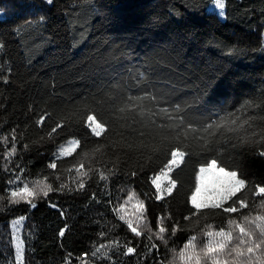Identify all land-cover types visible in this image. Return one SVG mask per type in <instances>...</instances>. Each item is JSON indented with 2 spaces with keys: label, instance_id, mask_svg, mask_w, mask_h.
Returning a JSON list of instances; mask_svg holds the SVG:
<instances>
[{
  "label": "trees",
  "instance_id": "1",
  "mask_svg": "<svg viewBox=\"0 0 264 264\" xmlns=\"http://www.w3.org/2000/svg\"><path fill=\"white\" fill-rule=\"evenodd\" d=\"M224 4L223 18L214 0H0V264H194L179 252L192 235L200 251L208 225L229 230L227 221L235 219L259 236L242 218L264 215V197L252 192L264 186V142L257 136L264 133V0ZM145 94L156 102L144 101V115L114 111L127 97ZM160 108L199 129L171 173L176 188L163 199L152 181L170 156L160 148L156 125L171 121L151 115ZM93 112L108 122L101 137L86 124ZM230 119L235 132L204 131ZM58 123L64 126L49 136ZM193 135L214 139L213 149ZM73 138L81 147L57 157ZM212 159L249 181L240 193L249 207L234 214L204 209L185 220L196 211L191 195L199 169ZM53 160L56 169L49 167ZM24 184H50L52 191L10 198ZM139 201L146 206L141 236L126 223L136 222ZM21 216L24 259L18 262L11 223ZM160 217L165 241L156 235ZM176 223L181 230L173 236ZM127 247L135 253L126 255Z\"/></svg>",
  "mask_w": 264,
  "mask_h": 264
},
{
  "label": "snow or ice",
  "instance_id": "2",
  "mask_svg": "<svg viewBox=\"0 0 264 264\" xmlns=\"http://www.w3.org/2000/svg\"><path fill=\"white\" fill-rule=\"evenodd\" d=\"M53 0H47V3L51 4ZM215 5L221 10L220 15L222 16L223 9L225 7L224 0H214ZM144 101L156 102V97L145 94L140 96H129L127 97V102L121 106L119 109L114 111L118 114L123 115L124 113H132L139 115L145 114L146 105ZM173 111L179 113L181 109L177 106ZM163 116L171 123H161L156 125V122L152 120L151 122L156 125L160 130L159 135V144L160 148H168L169 156L167 163L164 165V168L161 169L160 175L155 177L152 181L153 185L157 190V199H163L165 194L171 195L173 189L176 188V180L171 178V173L175 168L180 167L183 164L185 157L189 154L185 149L191 147V144L188 143L191 133H198L199 129L193 127L191 123H185V117H174L172 112L168 108H160L158 112H151V115ZM101 119L97 118V114L94 112L86 116L87 127L91 130V134L96 137H101L109 131L108 122H102ZM135 119V117H133ZM44 117L38 121L39 124H42ZM237 122L234 119L222 120L217 123L215 126L213 124H207L204 127L205 132H209L214 127L217 131L225 130L227 132H235L236 128L232 127ZM245 124L248 121L244 122ZM64 125L58 123L55 127L51 128L49 136H52L57 132V129L62 128ZM174 133V134H172ZM141 136L144 135L143 132L140 133ZM261 142H264V133L257 134ZM11 139L13 142L16 140V134L13 130L11 134ZM155 139V137H153ZM191 140L197 144H202L206 150H212L215 144V140H208L206 137L202 136H191ZM8 137L3 138V142L7 143ZM241 142H244V138H241ZM26 147V145H25ZM81 147V141L79 139H69L66 146H61L58 157L61 156H71L76 152L77 148ZM153 150L156 149L153 146ZM16 148L13 147L8 153V156L11 157L15 155ZM260 155L264 156V152H261ZM49 167L56 169L57 163L55 160L49 164ZM84 168V164L81 163L76 169L79 171ZM199 183L196 186L195 191L191 195V204L192 207L196 210L192 215L185 217V220H192L194 216H199L201 210L204 209H220L223 213L234 214L242 211L249 207V202L247 199L242 198L240 193L247 188L249 181L245 178H241L238 171L228 170V168L221 166L218 162V159H212L205 166L199 169ZM135 175V173H133ZM163 176H168L167 187H162L160 183V178ZM105 178V177H101ZM9 183H15V181H9ZM83 187L81 183L79 185ZM63 187V186H61ZM38 191L43 193L44 196L48 195L49 191H52L51 185H47L46 188L39 184L34 188H29L27 184H24L23 187H17L16 190H13L10 193V198L16 197H35L38 194ZM253 195L264 197V186L254 185L253 186ZM133 197L129 196L128 200H132ZM11 203L18 202L15 199H10ZM29 204L32 203L31 199L27 201ZM231 202V203H229ZM227 205V206H226ZM33 207L35 205H32ZM260 207L264 208V200L260 201ZM136 208L141 210L140 215L137 216L136 222L126 221L128 227L133 233L137 236L143 235L139 230L138 225L144 223L146 217L144 213L146 212V206L143 201H139L136 205ZM117 211H123V206ZM170 219V217H168ZM120 219H124L123 216ZM165 217H160V224L158 227V232L156 233L157 238L161 241H165V233L168 232V229L163 226V220ZM245 222L255 225V229L259 231V236L257 237L254 230L246 228L244 224H241L238 220L229 219L227 221L229 225V230H226L224 227H221L219 230H212V226L208 225L209 230L204 233L208 238L207 243L200 249L196 250L195 241L197 237L192 235L187 240L184 248L179 252L181 260L187 262H194V264H201L202 260L208 262V264H264V215L249 216L245 215L242 218ZM231 226H235V229L238 230V235L234 238L233 229ZM180 226L178 223L174 224L172 227L171 235H175L177 231H180ZM63 232L60 233L63 236ZM103 236L104 234L101 233ZM149 240L152 239L151 236L148 237ZM236 239L237 243L233 244V240ZM114 245H118V241L112 242ZM106 245H101L96 248L92 253V256H96L100 252V248H104ZM153 248L158 246L153 244ZM16 250V260H23V250L21 243L17 240L15 245ZM190 250V251H189ZM136 249L133 247H127L125 254H133ZM259 253V255L257 254ZM87 253L85 257H87ZM163 264V262H161Z\"/></svg>",
  "mask_w": 264,
  "mask_h": 264
},
{
  "label": "rangeland",
  "instance_id": "3",
  "mask_svg": "<svg viewBox=\"0 0 264 264\" xmlns=\"http://www.w3.org/2000/svg\"><path fill=\"white\" fill-rule=\"evenodd\" d=\"M225 1V0H224ZM218 11L220 13V9L218 8ZM223 15L221 17H225V10L223 9ZM75 139V138H74ZM67 144V143H66ZM66 144L62 145V146H66ZM61 147L59 148V150L57 151L56 153V156L58 157V153L60 151ZM62 157V156H61ZM205 166V165H204ZM203 167V166H202ZM231 171V170H230ZM160 175V174H159ZM157 175V176H159ZM199 175L200 173L198 172V176H197V184L199 183ZM156 176V177H157ZM172 178V177H171ZM167 182H168V176H163L160 178V183L162 185V187H167ZM196 189V188H195ZM166 195V194H165ZM24 220H25V217L24 216H21V217H17L15 218L12 223H11V226H12V233H13V240H14V244L16 245V242L17 240H19V242L21 243V246H22V250H23V259H24V241H23V225H24ZM23 261V260H22ZM22 261H18V262H22Z\"/></svg>",
  "mask_w": 264,
  "mask_h": 264
}]
</instances>
